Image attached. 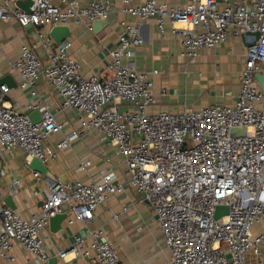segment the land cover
Here are the masks:
<instances>
[{"label":"built area","instance_id":"1","mask_svg":"<svg viewBox=\"0 0 264 264\" xmlns=\"http://www.w3.org/2000/svg\"><path fill=\"white\" fill-rule=\"evenodd\" d=\"M30 11L16 0H0V20L16 19L22 26L33 25L39 44L46 52V64L36 45L24 43L10 65L21 88L35 94L34 85L43 76L60 97V111L79 114L78 128L55 143L49 136L63 130L46 104L37 106L40 120L32 123L9 98L10 87L0 84V167L7 156L20 150L28 165L36 157L46 164L79 137L83 130H95L106 146L115 148L128 175L116 181L113 171H102L89 182L45 178L44 197L37 212L24 218L4 203L0 190V259L14 264V244L20 245L35 264H48L49 254L43 231L49 217L66 213L67 224L92 221L99 204L133 188L153 211L168 253V264H264V229L254 231L264 220V91L255 74L264 72V0H184L169 6L161 0H120L122 11L141 19L154 18L160 32L165 23L180 35V55L197 58L202 49H211L230 38L245 45L238 75L239 93L233 105L211 104L182 112H151L156 104L152 82L137 70L136 48L143 43L139 28L125 27L127 37L110 51L113 74L108 79L80 74V63L72 58L71 42L57 44L44 36L43 26L67 25L70 21L92 22L107 18L113 0H31ZM154 69L152 73H159ZM232 127L245 133L231 136ZM191 147L182 148L184 142ZM80 169L84 168L81 162ZM14 188L20 179L12 181ZM37 194V192H34ZM226 205L228 212L217 219L215 208ZM93 251V256L89 255ZM57 256L66 260L85 258L84 264H121L116 248L103 230L88 229L76 236L67 250Z\"/></svg>","mask_w":264,"mask_h":264},{"label":"crops","instance_id":"2","mask_svg":"<svg viewBox=\"0 0 264 264\" xmlns=\"http://www.w3.org/2000/svg\"><path fill=\"white\" fill-rule=\"evenodd\" d=\"M17 1V0H16ZM140 0H133L136 4ZM169 6H178L184 0H161ZM80 4L85 0H79ZM63 7V0H57ZM120 0H113L108 24L98 32L87 28L85 22L70 21L68 41L71 42L72 58L80 65V74L86 78L98 76L108 79L113 72L109 67L110 51L118 48L121 40L127 37L125 27L134 25L139 28L143 43L135 50L134 62L137 70L147 74L152 82V92L156 104L151 112H182L185 109H199L211 104L233 105L239 93L238 75L243 65L245 45L239 38H230L211 49H202L197 58L190 59L180 55V35L172 29L182 28L179 22H166L165 30L160 32L154 18L141 19L139 16L123 12ZM179 23V24H178ZM53 26L40 28L44 36H49ZM51 38V37H50ZM52 39V38H51ZM24 43L36 45V52L46 64V52L39 44V35L33 25L22 26L16 19L0 20V79L9 74L15 86H9V98L16 107L28 116L37 106L46 104L59 122L65 126L59 133L49 136L46 144L53 148L64 134L78 128L79 114L71 109L60 111V97L40 76L35 85V94L29 88L18 85L19 78L10 65L15 61ZM154 69L159 73H152ZM264 109V101L259 104ZM40 118V112L37 111ZM81 162L84 168L80 169ZM55 179L69 183L89 182L97 178L102 171H113L116 181L128 180L126 166L115 150L106 146L100 134L95 130H83L70 146L56 151L55 157L46 163ZM33 169L25 163V154L16 150L7 156L0 167V190L4 198L11 203L22 217L29 218L37 212L44 197L45 178L36 179ZM21 180V186L14 188L12 181ZM37 192V194H34ZM101 229L106 239L116 248L121 264H168V253L162 246V235L155 214L141 201V196L130 187L111 196L98 205L92 221L83 223L74 221L56 232L43 231L47 252L50 258H56L57 264H84L85 258L76 260L70 256L62 260L58 250H67L76 236L83 235L88 229ZM264 220L256 223L254 231H263ZM14 264H35L32 257L20 245L14 244ZM93 251L89 255L93 256ZM48 259V260H49ZM0 264L3 262L0 259Z\"/></svg>","mask_w":264,"mask_h":264},{"label":"water","instance_id":"3","mask_svg":"<svg viewBox=\"0 0 264 264\" xmlns=\"http://www.w3.org/2000/svg\"><path fill=\"white\" fill-rule=\"evenodd\" d=\"M32 4L31 0H17L16 5L20 9L29 12L30 11V6ZM108 24V19L107 18H99L96 19L92 22V30L94 32L100 31L102 28H104ZM70 29L67 25H58V26H53L50 30V37L52 40L59 44L63 42L64 40H67L68 37L70 36ZM255 79L260 87L261 90L264 91V72H258L255 74ZM1 83H7L9 86H15L16 83L13 80L12 76L9 74L3 76L0 79V84ZM38 110H35L33 114L29 116L30 120L32 123L38 122L40 120L39 116H37ZM245 133V128L244 127H232L230 129V135L231 136H240L244 135ZM28 165L34 170L40 172L42 175L50 178V179H55L54 176H52L46 166V164L42 163L38 158L33 157L30 159ZM4 203L14 209V205L11 203L10 198H5ZM42 204V202H41ZM228 212V207L226 205H218L215 208L214 212V218L217 219L223 214H226ZM67 214L66 213H56L53 216L49 217V229L52 232H56L62 228V222L66 219ZM48 264H57L56 263V258H50L48 260Z\"/></svg>","mask_w":264,"mask_h":264},{"label":"rangeland","instance_id":"4","mask_svg":"<svg viewBox=\"0 0 264 264\" xmlns=\"http://www.w3.org/2000/svg\"><path fill=\"white\" fill-rule=\"evenodd\" d=\"M187 147H191V143H189V142L186 141V142H184L182 148H187Z\"/></svg>","mask_w":264,"mask_h":264},{"label":"bare ground","instance_id":"5","mask_svg":"<svg viewBox=\"0 0 264 264\" xmlns=\"http://www.w3.org/2000/svg\"><path fill=\"white\" fill-rule=\"evenodd\" d=\"M179 24V23H178Z\"/></svg>","mask_w":264,"mask_h":264}]
</instances>
